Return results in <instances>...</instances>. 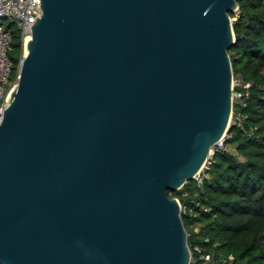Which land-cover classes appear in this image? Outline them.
<instances>
[{
    "label": "water",
    "instance_id": "1",
    "mask_svg": "<svg viewBox=\"0 0 264 264\" xmlns=\"http://www.w3.org/2000/svg\"><path fill=\"white\" fill-rule=\"evenodd\" d=\"M0 124V264H191L183 203L231 128L241 0H41Z\"/></svg>",
    "mask_w": 264,
    "mask_h": 264
},
{
    "label": "trees",
    "instance_id": "2",
    "mask_svg": "<svg viewBox=\"0 0 264 264\" xmlns=\"http://www.w3.org/2000/svg\"><path fill=\"white\" fill-rule=\"evenodd\" d=\"M12 29L18 63L23 39ZM234 29L235 77L251 84L243 127L231 126L227 142L236 151L215 153L203 187L187 184L190 196L181 200L192 212L183 220L191 248L213 254L212 264H264V0H241ZM169 193L181 197L182 190Z\"/></svg>",
    "mask_w": 264,
    "mask_h": 264
},
{
    "label": "built area",
    "instance_id": "3",
    "mask_svg": "<svg viewBox=\"0 0 264 264\" xmlns=\"http://www.w3.org/2000/svg\"><path fill=\"white\" fill-rule=\"evenodd\" d=\"M41 4V0H0V124L3 121L4 112L9 106L10 92L20 81L22 62L26 56V42L32 35V25L35 24L37 16L40 17L41 15ZM235 13L236 15L232 17L233 22L237 19L240 8ZM4 19H9L11 21L9 24H6ZM13 25L19 27L23 39V52L17 68H15L16 62L12 57V52L14 51ZM250 86L251 84L244 82L242 78L235 77V87L233 91L234 111L231 126L236 124L243 127L244 115L241 109L247 105L245 101L250 96ZM236 87H242L243 89L236 90ZM231 137L232 135L228 132L224 140L217 144L212 150L209 161L194 180L199 188H202L204 185L205 178L208 175L207 171L211 167L215 153L234 152V148L227 142ZM187 184L181 189L182 194L181 197H179L180 199L190 196V190L186 187ZM205 210L209 209L205 208ZM188 212L192 211H189L188 207L183 204L182 216ZM196 214L197 213H195V215ZM196 230H198V228H196ZM230 259L233 260V257H230ZM213 261V254L203 253L201 246L197 245L195 251L192 249L191 264H212Z\"/></svg>",
    "mask_w": 264,
    "mask_h": 264
},
{
    "label": "rangeland",
    "instance_id": "4",
    "mask_svg": "<svg viewBox=\"0 0 264 264\" xmlns=\"http://www.w3.org/2000/svg\"><path fill=\"white\" fill-rule=\"evenodd\" d=\"M10 21L11 20H9V19H4V22L6 23V24H9L10 23ZM13 28H14V30L16 31V33L18 34V35H20V29H19V27L18 26H16V25H13ZM20 50H17V51H15V53L14 52H12V55L14 56V59L17 57V56H20ZM20 59V58H19ZM16 60H17V58H16ZM18 64H19V62L18 63H16V66H15V68H17L18 67ZM232 148H234V151H236L235 150V146L234 145H230ZM191 182H193L194 183V180L193 181H191ZM195 185V184H194ZM179 191H181V190H179ZM181 196V195H180Z\"/></svg>",
    "mask_w": 264,
    "mask_h": 264
},
{
    "label": "bare ground",
    "instance_id": "5",
    "mask_svg": "<svg viewBox=\"0 0 264 264\" xmlns=\"http://www.w3.org/2000/svg\"><path fill=\"white\" fill-rule=\"evenodd\" d=\"M29 38H31V37H29ZM29 38H28V39H29ZM27 53H28V50H27L26 47H25V54H27Z\"/></svg>",
    "mask_w": 264,
    "mask_h": 264
}]
</instances>
